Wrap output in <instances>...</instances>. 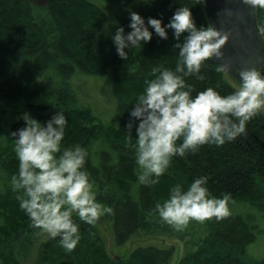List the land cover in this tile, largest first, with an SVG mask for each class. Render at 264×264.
Masks as SVG:
<instances>
[{
	"label": "trees",
	"instance_id": "16d2710c",
	"mask_svg": "<svg viewBox=\"0 0 264 264\" xmlns=\"http://www.w3.org/2000/svg\"><path fill=\"white\" fill-rule=\"evenodd\" d=\"M5 1L20 8L24 18L2 26L11 41L0 48V169L6 176L0 181V264H22V255L41 232L31 227L17 200L22 192L14 191L11 184L12 176L19 171L16 138L11 133L26 127L20 119L25 113L44 125L57 112L67 120L61 151L77 145L86 150L83 171L95 189L96 202L113 210L105 216L112 224L116 247L125 246L141 233H161L189 239L179 264H264L263 258L253 255L264 238L263 110L234 141L222 146L208 143L187 151L183 157L173 156L165 173L154 177L155 183L142 184L138 179L135 128L139 121L130 112L145 91L131 93L124 85L146 83L157 77L148 56L150 42L142 43L141 50L126 48L128 59L122 60L112 36L117 23L124 28L125 36L131 31L129 9L144 18L146 25L149 17L157 19L159 1L79 0L92 10L93 16L76 33L78 50L70 45L67 21L56 12L61 0H49L40 7L35 0ZM100 1L118 3L127 12L112 16L98 4ZM185 2L197 28L207 27L204 3ZM258 17L264 36V10L258 9ZM149 31L154 32L151 28ZM183 40L184 36L176 41L172 30L168 31V39L162 40L178 62L179 49L175 44ZM176 65L177 62L171 64V71L175 72ZM220 69L210 59L201 65L204 79L195 74L184 76L186 85L193 90L192 96L209 87L221 96L238 90L239 83ZM260 73L264 75V67ZM129 121L133 122L131 138L126 128ZM182 143L183 137L176 146ZM201 177L206 178L204 187L210 198L230 194L229 215L203 224L192 221L179 232L162 223L155 208L170 196H157L159 186L172 191L181 185L186 191ZM239 205L246 207L236 211ZM73 220L79 225L81 237L77 246L68 252L59 237H50L40 250V264H144L145 260L150 264H173L174 247L142 246L128 258L112 257L97 223H83L75 214Z\"/></svg>",
	"mask_w": 264,
	"mask_h": 264
},
{
	"label": "clouds",
	"instance_id": "9594fccd",
	"mask_svg": "<svg viewBox=\"0 0 264 264\" xmlns=\"http://www.w3.org/2000/svg\"><path fill=\"white\" fill-rule=\"evenodd\" d=\"M240 3L253 13L264 10V0H240ZM128 11L131 31L125 36L124 28L118 27L112 36L122 60L128 59L126 48L141 50L142 43L151 42L153 33L149 28L164 40L168 39V30H172L176 41L184 36L182 43L175 44L180 58L175 72L164 69L155 80L147 81L145 94L138 97L130 112L139 121L135 128L138 179L142 184H152L156 182L154 177L165 173L173 156L183 157L187 151L208 143L222 146L245 133L246 124L264 110V75L255 67H243L237 72L240 84L234 93L221 96L209 87L192 96L193 90L183 77L195 74L198 79H204L200 75L201 65L213 58L222 59V49L230 33L217 31L212 25L197 28L187 7H179L166 26L151 17L146 25L139 14ZM226 14L232 15L231 11ZM107 27L106 24V30ZM227 68L224 65L220 70ZM20 119L26 127L11 133L16 138L15 153L19 161L18 174L11 178L13 190L22 192L17 200L31 227L53 239L59 237L61 246L71 252L81 238L73 214L81 222L95 226L102 215L113 210L96 202L92 184L83 171L86 150L77 145L61 151L67 123L63 114L57 112L44 125L30 113ZM126 128L131 138L133 122L129 121ZM181 137L183 143L177 147L176 141ZM206 182V178H197L186 191L181 185L175 186L170 199L156 205L161 222L179 232L192 221L203 224L213 218L219 221L227 217L230 194L210 198L204 187Z\"/></svg>",
	"mask_w": 264,
	"mask_h": 264
},
{
	"label": "rangeland",
	"instance_id": "374dc122",
	"mask_svg": "<svg viewBox=\"0 0 264 264\" xmlns=\"http://www.w3.org/2000/svg\"><path fill=\"white\" fill-rule=\"evenodd\" d=\"M49 0H35V5L37 7L44 6ZM160 3H159V2ZM158 17L157 19L162 21V26H166L173 14L179 7H186L185 0H158ZM95 3V2H94ZM98 4L101 7L109 12L112 16L116 17L123 16L125 11L121 8V5L118 3H107L100 1ZM191 10L190 7H187ZM56 12L63 16L68 23V38L70 45L76 49H78V42L76 38V33L78 32L80 25L84 22L90 21L92 19L93 13L92 10L84 7L80 4L79 0H61L56 4ZM195 22L196 19L192 14ZM13 17V19H12ZM23 12L20 8L15 7L11 3H7L5 0H0V48H3L11 41L9 36L6 34L7 32L2 28L5 22H13V21H22ZM115 18V17H113ZM12 19V20H11ZM10 20V21H9ZM197 23V22H196ZM116 29L120 27L117 23V26H114ZM169 31V30H168ZM171 35V34H170ZM161 38L156 36L155 32H153L152 40L149 44V59H151L153 63L154 75L156 77L159 76V72L167 69L171 70V64L173 62H177L175 57L169 52L167 46L162 43ZM88 57V56H87ZM126 91L134 92L140 91L144 92L147 88V83L137 82V83H127L124 85ZM264 111V110H263ZM2 128V126H0ZM5 132H8L6 129ZM82 134V133H81ZM6 179L5 173L0 169V181ZM92 191L95 192V189L92 188ZM157 196H170L171 190L169 188H163L159 186V188L155 191ZM246 206L239 205L235 208L236 211H240ZM97 224L99 225L107 246L108 251L112 255V257L118 258H128V256L137 248L145 247V246H156L158 248H171L174 247L176 249L173 264H179L180 260L186 254V247L188 246L189 239L184 238L180 239L178 237L169 235V234H147L141 233L134 237L128 244L122 247H116L113 242L112 236V224L107 220L105 214L102 215ZM50 236L41 231L36 236H34L32 243L30 244V248L28 251L24 252V255L21 257L22 264H40L39 263V254L42 248V245L49 240ZM257 251H253V255L256 258L264 259V238L260 240L259 244L256 245ZM144 264H150L148 260L143 261Z\"/></svg>",
	"mask_w": 264,
	"mask_h": 264
},
{
	"label": "water",
	"instance_id": "95a60500",
	"mask_svg": "<svg viewBox=\"0 0 264 264\" xmlns=\"http://www.w3.org/2000/svg\"><path fill=\"white\" fill-rule=\"evenodd\" d=\"M208 25L217 31L230 33L227 44L222 49V59H211L239 84L238 70L255 67L261 72L264 67V36L259 25L258 9L245 8L240 0H204ZM231 11L232 15L226 14Z\"/></svg>",
	"mask_w": 264,
	"mask_h": 264
},
{
	"label": "bare ground",
	"instance_id": "6f19581e",
	"mask_svg": "<svg viewBox=\"0 0 264 264\" xmlns=\"http://www.w3.org/2000/svg\"><path fill=\"white\" fill-rule=\"evenodd\" d=\"M78 50V49H77ZM109 104V103H108ZM251 246V245H250Z\"/></svg>",
	"mask_w": 264,
	"mask_h": 264
}]
</instances>
